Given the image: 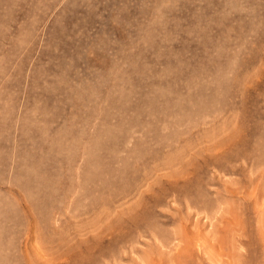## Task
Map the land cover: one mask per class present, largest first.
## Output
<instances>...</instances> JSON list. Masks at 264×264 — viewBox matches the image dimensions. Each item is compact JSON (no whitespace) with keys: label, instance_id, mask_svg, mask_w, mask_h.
<instances>
[{"label":"rangeland","instance_id":"1","mask_svg":"<svg viewBox=\"0 0 264 264\" xmlns=\"http://www.w3.org/2000/svg\"><path fill=\"white\" fill-rule=\"evenodd\" d=\"M0 264H264V0H0Z\"/></svg>","mask_w":264,"mask_h":264}]
</instances>
